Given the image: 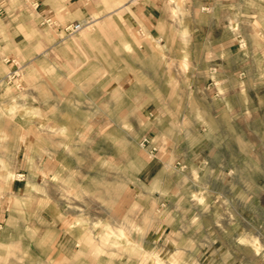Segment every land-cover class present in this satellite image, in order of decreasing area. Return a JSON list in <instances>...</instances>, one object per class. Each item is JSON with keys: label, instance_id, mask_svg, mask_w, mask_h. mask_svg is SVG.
Segmentation results:
<instances>
[{"label": "rangeland", "instance_id": "obj_1", "mask_svg": "<svg viewBox=\"0 0 264 264\" xmlns=\"http://www.w3.org/2000/svg\"><path fill=\"white\" fill-rule=\"evenodd\" d=\"M150 1L0 0V264H264V0Z\"/></svg>", "mask_w": 264, "mask_h": 264}, {"label": "crops", "instance_id": "obj_2", "mask_svg": "<svg viewBox=\"0 0 264 264\" xmlns=\"http://www.w3.org/2000/svg\"><path fill=\"white\" fill-rule=\"evenodd\" d=\"M46 1V0H45ZM45 1H40V0H34V2L36 3V6L42 7L41 11L39 12V15L42 18H48L50 17V15H48L49 13H51L50 8H47ZM159 0H151L150 3H153L151 5V11L147 12V19L149 20V23L151 24V27L149 28L150 31H155V26H154V21L159 18V15H157V11L154 9L156 6V3ZM44 7V8H43Z\"/></svg>", "mask_w": 264, "mask_h": 264}, {"label": "built area", "instance_id": "obj_3", "mask_svg": "<svg viewBox=\"0 0 264 264\" xmlns=\"http://www.w3.org/2000/svg\"><path fill=\"white\" fill-rule=\"evenodd\" d=\"M79 28H80L79 24H71V25H68L67 27H65L64 29L67 33H73L74 31L78 30ZM147 142L148 141L146 139H143L141 141V146L143 147L145 144H147ZM148 145L146 146V148H147L146 152L149 154V156H151V154L153 153L155 148H154V146L148 147Z\"/></svg>", "mask_w": 264, "mask_h": 264}]
</instances>
